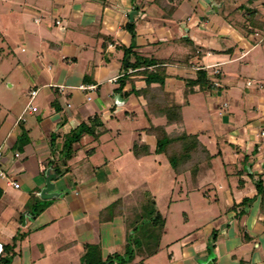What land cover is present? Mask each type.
Listing matches in <instances>:
<instances>
[{
  "label": "crops",
  "instance_id": "obj_1",
  "mask_svg": "<svg viewBox=\"0 0 264 264\" xmlns=\"http://www.w3.org/2000/svg\"><path fill=\"white\" fill-rule=\"evenodd\" d=\"M209 1L182 0L168 14L156 0H0L1 168L19 183L15 188L0 180V264H80L88 246L96 247L104 260L113 257L110 264H205L209 259L212 264H264V195L254 186L257 179L264 180L262 144L257 177L241 173L232 184L235 192L230 186L225 193L226 208H218L219 202L207 204L188 210L189 215L177 208L174 235L161 245L168 237L167 216L162 215L155 246H134L132 256L118 260L128 253L127 239L135 232L126 212L136 201L125 197L142 185L154 194L145 181L121 189L112 177L114 165L106 156V151L113 154V147H106L112 138L104 136L113 130L110 121L118 119L115 111L132 101L124 117L136 114V104L150 122L131 128L126 154L116 144L113 168L126 174L130 163L121 157L132 154L139 161L160 155L138 157L132 150L139 141L153 150L155 138L143 129L166 124L165 116L150 112L149 98L159 88L170 104L174 93H204L197 87L191 91L187 83L199 68L210 75L255 47L228 20L201 16L189 24L192 13H204ZM230 31L237 41L228 46L222 41ZM237 49L241 54L234 57ZM142 59L150 61L146 69L129 66ZM148 73L164 75L163 85L147 84ZM120 78L125 81L117 91ZM215 86L207 93L220 95L221 83ZM177 107L182 113V106ZM225 120L233 137L249 138L248 146L259 143L255 135L235 127L232 111ZM81 127L80 137L69 139ZM174 128L176 124L166 126L167 131ZM195 134L209 149L211 137ZM235 140L231 137L230 147ZM217 148L220 154V144ZM246 173L253 175L251 166ZM246 199L251 200L247 208Z\"/></svg>",
  "mask_w": 264,
  "mask_h": 264
},
{
  "label": "rangeland",
  "instance_id": "obj_2",
  "mask_svg": "<svg viewBox=\"0 0 264 264\" xmlns=\"http://www.w3.org/2000/svg\"><path fill=\"white\" fill-rule=\"evenodd\" d=\"M219 1L220 3H217L216 0H210L207 3V7L209 8L206 11L211 10L212 3L220 4L216 12L212 11L211 13H207L204 11V13H201L194 10L195 12L192 13L189 24L198 21L201 16L207 19H217L220 22L228 20L234 26L236 34L242 35L249 44H255L254 49L239 59H234V61L220 65L217 68L219 70L213 68L214 70L210 71L209 79L215 85L218 82L221 83L220 95H216L214 92L207 93V90H204V93H198L193 96L187 95L185 92L182 95L174 93V95L169 97L171 104L164 98L162 105L163 107H165V104L171 107L181 105L184 130L188 133L206 134L211 137V142H208L210 145L209 149L212 154L215 153L211 164L205 167L203 164L198 174L185 173L176 178L175 171L172 170L173 168L163 154L145 157L139 161L132 157V154H127L129 157H121V159L125 158V163L127 161V164L130 163L125 167L127 173L125 174L120 170L116 173L113 168L118 163V160H115L116 144L125 153V149L131 141V128H142L150 124L147 117L141 112L139 106L134 103L136 114L131 118L124 117V111L132 106V101L125 103L120 106V109L115 111L118 119L110 121L111 123L109 125H111L113 130L109 135L104 136V138H112L106 147H113L114 151L112 156H110L111 152L106 151V156L107 158L108 156L111 157V165H114L111 166L112 177L117 179L119 183L118 187L128 189L142 181L147 182L154 194L153 198L157 210L161 215L167 216L166 229L168 230V237L162 239L161 245L167 240L170 241L172 235H174L177 208L183 207L187 209V213L188 210L192 211V209H198L199 207L207 206V204L216 205L219 202L218 208L223 210L228 204V201L223 199L226 196L225 193L230 189V186L232 191L235 192L232 184L233 182L237 183V177L241 173L246 174L251 179L257 177L255 164L259 160V154H261V150H258V147L261 144L264 146L262 143L264 142V136H262L264 133V124L261 123L264 122V43L262 45L259 43L260 41H255L252 38L264 40V31H257V33L255 32L257 35L253 33V36L251 34L250 36L248 30L244 28L247 22L246 10L252 8L249 7V0ZM254 6L264 18V2H255ZM252 15H255V13ZM191 33L192 30L189 34ZM204 33L206 35L207 31H204ZM233 33V31L228 32V35L223 37L222 42L228 46L233 45L235 43L234 41H237ZM163 51L167 52V49L164 48ZM235 52L234 57H238L241 54L239 49ZM255 98H257V103ZM230 111H232V116L235 119V127L237 129L242 128L246 135H255L256 140L259 142L257 145L248 146L249 138L247 140L245 136L233 137L231 130L227 128V124H230V122L225 120L227 112ZM163 121V119L159 121L152 120L151 123L159 124ZM115 125L119 126V131L115 130ZM176 127L178 128L177 125ZM238 132L240 133V130ZM231 137L236 139L232 147L228 144ZM143 139L148 142L154 141L152 137L146 135H143ZM198 139L200 140L199 137ZM219 144L222 151L220 154H217L216 152L219 153L217 148ZM102 150L105 151L106 149L102 147ZM100 153H103V151ZM262 156L263 153L261 154ZM247 166L252 167V176L247 175ZM194 184L198 187L195 188L196 185ZM247 199L243 205L245 208L251 205V200L247 201ZM145 218L141 220V227L138 229L141 232H131L129 236L141 240L144 247L151 249L154 245L153 243L156 241L153 239L152 245H149L148 240L144 238L146 234L143 236L142 232L144 230L151 231L149 227H153V221H150L152 216L148 215ZM127 246L128 252L134 248V245L128 239ZM127 256H132V254L130 252L127 253L123 256V259H126ZM135 257L142 259V257Z\"/></svg>",
  "mask_w": 264,
  "mask_h": 264
},
{
  "label": "trees",
  "instance_id": "obj_3",
  "mask_svg": "<svg viewBox=\"0 0 264 264\" xmlns=\"http://www.w3.org/2000/svg\"><path fill=\"white\" fill-rule=\"evenodd\" d=\"M156 1L161 5L163 10L169 14L170 12H172L175 6L182 0ZM258 1H260L261 3L262 1L264 2V0L248 1V4L250 5L249 7L252 8H248V10H246L247 22L245 23L244 28H246L249 33H255L260 30L264 31V18L262 14L258 11V9L254 6V3ZM216 2L220 3L219 0H216ZM253 13H255V15H252ZM128 30L131 32L132 36L135 35L132 23H128ZM127 50L131 51V48H128ZM139 65H141V67L143 66L146 69L147 67H149L150 61L148 59H142L139 60L137 63H129V66H134L135 69L140 67ZM144 72H146V70ZM195 74V78L192 80H188L187 82L188 85H190L191 91H193V87H197L196 90L198 91H212L217 88L214 83L209 79V73L206 69L199 68L195 72ZM119 80L120 87L116 89L117 91L121 90L125 78H120ZM153 81H157L160 86H162L164 82V75H161V73L160 75L157 73H148V75L146 76L147 84H150ZM151 93L152 92L148 93V95ZM157 94L158 95H153L151 99L149 98L151 107L150 112L158 114L159 116H165L167 120L166 124L144 128L143 130L145 132H147L148 134H152L155 138L154 149L152 150L149 144L139 141L134 142L132 148L133 153L138 157L147 156L151 154H163L166 156L170 166L173 168L176 174H198L199 169H201L203 164L204 167L209 166L211 164L215 154H212L208 147L198 139V134L187 133L184 129H181L182 113L179 107H171L170 105L168 106L166 104L165 107L162 106L164 103V96H162L161 88H159V93ZM145 95L148 98V95ZM172 124H176L179 127L174 128L172 131H167L166 126ZM83 126L84 125H82V127ZM82 127L78 129V131L75 133V137L72 136L69 139H78L83 131ZM66 143H68L69 145V140ZM255 186L257 194L264 195V180L262 178L256 180ZM125 198L129 201H136L135 206H127L126 216L129 221L130 227H132L131 230L138 232V229L141 227V220L147 217L148 215L152 216L150 221H153V227H149L151 231L144 230L142 234L143 236L144 234H146V237L144 236V238L145 240H148L149 245L153 242V239L155 241L159 240L164 226V218L161 213L157 210L153 195L150 193L148 188L145 185L139 186L132 190L130 194H128ZM262 204L264 205V202ZM134 223L137 225L135 226ZM139 232L141 231L139 230ZM128 239L134 246L142 245V241L137 238L129 236ZM86 250L87 251L83 255L80 264H110L114 260L113 257H108L104 260L98 253L96 247L94 248L88 246ZM129 252L133 255V248L129 250ZM117 257H119V255H117ZM118 260L123 261L124 259L123 257H119Z\"/></svg>",
  "mask_w": 264,
  "mask_h": 264
},
{
  "label": "built area",
  "instance_id": "obj_4",
  "mask_svg": "<svg viewBox=\"0 0 264 264\" xmlns=\"http://www.w3.org/2000/svg\"><path fill=\"white\" fill-rule=\"evenodd\" d=\"M34 94H35V91H32L31 95H34ZM31 109L35 110V107H32ZM17 155L18 154H16V156ZM2 158H3V151L0 148V180H4L7 185H10V186H13L15 188H18L19 187V183L16 180H14L9 173L5 172L1 168Z\"/></svg>",
  "mask_w": 264,
  "mask_h": 264
},
{
  "label": "water",
  "instance_id": "obj_5",
  "mask_svg": "<svg viewBox=\"0 0 264 264\" xmlns=\"http://www.w3.org/2000/svg\"><path fill=\"white\" fill-rule=\"evenodd\" d=\"M218 6H219V4H217V3H212V4H211V10H208L207 13H211L212 11H215V12H216ZM47 180H49V179L47 178ZM47 186H48V182H47ZM205 264H212L211 259H209V260L207 261V263H205Z\"/></svg>",
  "mask_w": 264,
  "mask_h": 264
}]
</instances>
